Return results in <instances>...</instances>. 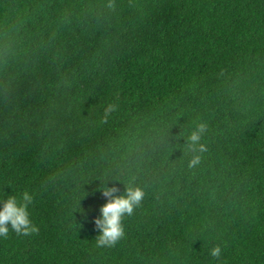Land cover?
<instances>
[{
  "label": "trees",
  "instance_id": "1",
  "mask_svg": "<svg viewBox=\"0 0 264 264\" xmlns=\"http://www.w3.org/2000/svg\"><path fill=\"white\" fill-rule=\"evenodd\" d=\"M103 184L145 193L112 247ZM25 191L0 264H264V0H0V198Z\"/></svg>",
  "mask_w": 264,
  "mask_h": 264
},
{
  "label": "clouds",
  "instance_id": "2",
  "mask_svg": "<svg viewBox=\"0 0 264 264\" xmlns=\"http://www.w3.org/2000/svg\"><path fill=\"white\" fill-rule=\"evenodd\" d=\"M115 110V105L105 108V118ZM205 132L206 125L200 124L186 139V144L193 152L188 161L189 168L198 166L201 161L200 154L206 151L205 145L201 142ZM100 190L107 202L100 207L99 216L94 219L95 228L99 232L95 243L97 247H112L125 235L123 218L133 214L135 208L140 206L145 193L140 187H125L123 194L116 195L118 188L115 185L108 187L105 184ZM32 200V195L27 191L22 194L19 200L13 195H9L6 199L0 198V237L6 238L9 230L18 235H29L38 231L37 226L31 221L28 211ZM209 255L219 258L221 255L220 246L212 247Z\"/></svg>",
  "mask_w": 264,
  "mask_h": 264
}]
</instances>
